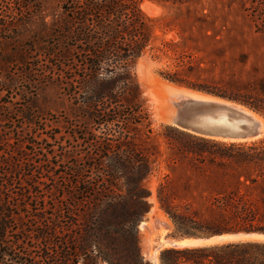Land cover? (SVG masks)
Returning <instances> with one entry per match:
<instances>
[{"label": "rangeland", "instance_id": "rangeland-1", "mask_svg": "<svg viewBox=\"0 0 264 264\" xmlns=\"http://www.w3.org/2000/svg\"><path fill=\"white\" fill-rule=\"evenodd\" d=\"M5 1L13 14L2 18L6 10L0 8V157L4 154L7 159L8 171L16 168L27 174L32 169L29 181L34 182L37 201L11 220L0 244V264H45L40 257L44 241H36L33 235L47 225L58 187L72 192L74 165L81 167L86 161L80 135L88 124L79 118L80 61L77 49L64 37L67 18L58 0ZM140 8L150 19L151 45H159L162 39L174 42L173 52L157 51L159 57L147 48L131 67L150 119V131L141 128L136 138L152 166L143 181L150 192V209L140 223L157 218L158 213L168 220L164 225H138L144 264H153L148 250L157 247L159 239L210 235L207 230L221 222L211 199L231 189L241 170L233 163L213 162L208 152L199 151V145L187 144L188 136L177 134L175 126L160 118L147 87H152L153 78L168 81L163 75L176 70L196 83L229 86L264 80V32L254 27L251 0L164 5L144 0ZM235 144H264V133L257 141ZM8 177L14 182L2 190V196L9 207L21 205L17 193L23 191L24 182L11 173ZM165 248L172 246L157 252L158 264Z\"/></svg>", "mask_w": 264, "mask_h": 264}, {"label": "trees", "instance_id": "trees-1", "mask_svg": "<svg viewBox=\"0 0 264 264\" xmlns=\"http://www.w3.org/2000/svg\"><path fill=\"white\" fill-rule=\"evenodd\" d=\"M143 1L58 0L67 18L64 37L79 56V118L88 123L89 130L87 125H79L86 161L81 167L74 165V190L65 193L60 190L62 186L58 187L56 201L53 199L49 206L47 225L33 235L36 241H44L40 257L45 264H144L138 225L150 209V192L143 181L151 174L152 166L136 138L141 128L150 131V119L131 67L147 48L154 51L152 56L159 57L157 51L173 52L174 42L162 39L159 45H151L150 19L140 8ZM148 1L164 5L197 0ZM6 4L0 0V8L6 10L2 18L13 14ZM251 9L254 27L264 32V0H251ZM178 62L183 65L181 59ZM163 76L173 83L243 104L264 118V80L223 86L191 82L179 70ZM174 131L188 136L191 140L187 144L199 145L200 152H208L211 161L233 163L241 170L231 189L213 195L211 206L221 222L210 227L207 234L264 233V144L221 142L176 127ZM0 158L3 244L11 220L37 201V195L34 182L29 181L32 169L28 168L27 174H20L16 168L8 171L4 154ZM14 164L17 166V162ZM10 173L17 175L19 183L24 182L23 191L17 193L21 205H11L16 213L2 196V190L14 182L8 177ZM19 258L26 261L25 257ZM160 263L264 264V241L232 240L165 248Z\"/></svg>", "mask_w": 264, "mask_h": 264}, {"label": "water", "instance_id": "water-1", "mask_svg": "<svg viewBox=\"0 0 264 264\" xmlns=\"http://www.w3.org/2000/svg\"><path fill=\"white\" fill-rule=\"evenodd\" d=\"M179 87H183V86H179ZM184 88L191 91L204 93L211 97L223 99L228 102L235 103L243 107H246L247 109H250L247 106L232 100L224 99L222 97L211 95L206 92L191 89L188 87H184ZM182 95L183 92H177L176 98H181ZM250 110L254 111L252 109ZM238 113L239 112L237 109L233 108L232 106H228L226 104L217 103L214 101H204L201 99L188 97L187 99H184L182 101L174 100V103H172V113L168 115V117H169V122L176 128L201 138H207L221 142H231V143H251L260 139L263 133L258 130L257 123H255L253 127L247 130L243 128L244 125L243 123H239L241 130H230L226 126L221 125L220 123L215 122L213 120L214 116H218V117L226 116V118L228 119L231 118L237 119L239 116ZM223 236L240 238L238 240L264 241V233H258L253 231L223 232L218 234H210L202 237H187V238L174 239V240L190 239L193 242L191 244H186L182 246L177 245L178 247L197 246V245H203V244H199L200 242L210 241V240H219V242L216 243L223 242L220 241L222 240ZM177 246L176 244L172 245V247H177Z\"/></svg>", "mask_w": 264, "mask_h": 264}, {"label": "bare ground", "instance_id": "bare-ground-1", "mask_svg": "<svg viewBox=\"0 0 264 264\" xmlns=\"http://www.w3.org/2000/svg\"><path fill=\"white\" fill-rule=\"evenodd\" d=\"M151 78H153V77H151ZM151 84H152L151 85L152 87H147V88L151 91V93L154 97V100L157 104L156 107L159 110L160 118H162L163 120H165L167 122H169L168 115H170L172 113V103H174V100L175 101H182L184 99H187L188 97H192V98H197V99H201L204 101H214L217 103L226 104L228 106H232L233 108L237 109L239 112L238 113L239 116L237 119H232V118L228 119V118H226V116H219V117L214 116L213 117V120L215 122H218L221 125L226 126L230 130H241L239 123H243L244 124L243 128L246 130L253 127V125L255 123H257L258 124L257 125L258 130L260 132L264 133V119L262 117L258 116L257 114H255L254 112H252L251 110H249V109H247L241 105L231 103V102H228V101L223 100V99L211 97V96L206 95L204 93L191 91V90H188L184 87H179V86H177L171 82H168V81H165L162 79H158V77L153 78ZM177 92H183V95L181 96V98H176ZM155 217H157V218H155V219L150 218V221H148V222H141L139 224V227L140 228H143V226L150 227L152 222L157 223L159 225H164L168 221V220H166V218L161 213H158V215H156ZM147 233H148V231H147ZM147 239H150V238H147ZM238 239H240V238L223 236L222 240H220V241L226 242V241H232V240H238ZM216 242H219V240L204 241V242H200L199 244H208V243H216ZM191 243H193V242L190 239L174 240V239L161 238L158 241L157 247H155L154 249L148 250L149 255H147V256L152 260V262L154 264H158L157 252L161 248L166 247L167 245L172 246V245L176 244V246L177 245L182 246V245L191 244Z\"/></svg>", "mask_w": 264, "mask_h": 264}]
</instances>
